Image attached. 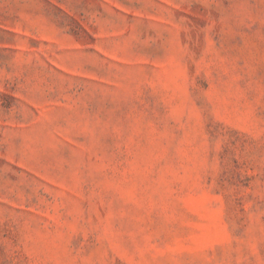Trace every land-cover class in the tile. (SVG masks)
<instances>
[{
    "label": "rangeland",
    "instance_id": "1",
    "mask_svg": "<svg viewBox=\"0 0 264 264\" xmlns=\"http://www.w3.org/2000/svg\"><path fill=\"white\" fill-rule=\"evenodd\" d=\"M0 264H264V0H0Z\"/></svg>",
    "mask_w": 264,
    "mask_h": 264
}]
</instances>
